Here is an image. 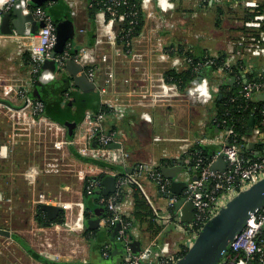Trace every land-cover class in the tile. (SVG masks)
<instances>
[{"label": "built area", "instance_id": "obj_1", "mask_svg": "<svg viewBox=\"0 0 264 264\" xmlns=\"http://www.w3.org/2000/svg\"><path fill=\"white\" fill-rule=\"evenodd\" d=\"M14 1L15 0H0V22L2 12L10 11ZM173 1L176 0H164L163 2H161V0H141L140 8L144 13V19L146 17L148 23H151L155 39L157 37V31L166 28L168 25L165 18H158L156 11L164 16L170 14L173 10ZM225 1L226 0H198L202 5H219L223 4ZM228 1L229 9L232 13L239 12L241 15L237 23V25H239L237 26V35L234 40H231L226 45L224 50L225 58L222 65L217 69V72L220 74L221 78L226 77L230 79L229 73L231 71V66L237 61V58L243 56L264 58V10L261 9L264 0ZM24 4L21 13L23 15L31 14L37 22L41 21L44 25L39 27L34 34L30 33V25L25 27V33L22 35H6L0 33V43L8 36H16L18 38L19 44L16 53L20 55L24 53L28 54V67L31 77L29 84L32 85L33 76L38 73L42 63L49 57V53L54 47L56 39L55 23L40 5H34L30 0H24ZM68 4H70V2ZM96 4H100V7L94 15L95 23L99 26L102 24L101 26H104V35L108 36L112 43L117 45V37L119 36L123 39L131 30V27L125 30V28L123 29L121 26L127 13L121 12L120 9L128 4V0H100L96 2ZM142 32L143 30L139 36H142ZM135 39L136 38H126L124 43L119 44L120 47L116 46V54L121 55L122 52L123 55H128V47L133 45ZM157 47L158 49H156V52L158 53V61L164 63L165 68L154 74L155 77L151 78L147 94L142 95V92H130L128 96H125L126 99L124 100L118 98L103 100V104L111 110L110 115L114 118L119 119L125 116L134 106L168 104L175 98H179L181 96L180 90L175 83L165 80L164 70L173 68L180 71L188 66H193L195 71H200L204 66L214 64L213 57H216L215 55H211L212 58L210 57L206 60L198 61L196 64H192V60L189 57H182L177 54L170 55L169 50H164L161 43H158ZM69 48L70 44H68L63 53L55 56L54 60L57 70L64 67L66 59L73 57L82 65L87 78L94 83L95 68L93 66L96 59L93 51L85 48L77 52L74 56H71L69 54ZM102 60L106 61V57L103 56ZM254 77L256 79L252 80H247L242 77L239 96L245 101L251 100L258 92H264V68L258 69ZM244 79L245 82H243ZM112 80L113 74L110 73L106 79V83H110ZM209 87L210 90L215 93L218 91L219 83L214 82ZM98 91L101 95L104 94L106 92L105 86L99 87ZM27 92V88L19 90L16 100H19L20 103L23 104V109L29 110L34 117L46 119V117L40 115L43 109L42 102L30 99ZM9 101L12 103L11 100ZM8 109L11 110L10 108ZM262 112L264 113V109ZM106 117L107 114L103 111H87L77 133L72 139L66 140L65 143L71 144L82 156L108 164L125 166L129 154L120 148L115 149L109 147L111 143H114L117 132L115 130H103V122ZM209 121L210 117L207 121H203V124L206 125ZM216 122L215 119L211 120V123ZM57 125L58 124H56V126ZM58 127L61 126L58 125ZM220 132L221 133L218 132L219 134L215 135L213 138L205 137L198 140V142L202 144H218L220 148L213 155L211 161L205 166H201V158L197 159L196 167L199 168V172L196 178H191L188 169H185V164L183 171L177 175L179 180L187 184L181 196L185 198V201L189 200L193 206V219L188 224L191 228H193L194 225L204 224L224 206L232 196L237 194L238 191L248 188L258 180L264 178V156H259L257 158H245L241 156V143L236 142L234 138L235 134L232 133L231 129L226 128ZM231 136L233 140H230ZM240 140L245 144L249 142H253L254 144L264 143V134L260 131V128L254 124L251 133L247 134V136H241ZM92 142H96L97 145L92 146ZM220 155L226 162L225 169H211L210 165ZM179 159L180 156L175 157L173 163L171 165L168 164V166L179 164L181 162ZM136 167L139 173L144 172L148 175L151 181L157 186L158 191L163 194L169 193L171 180L164 177L162 174V167H159L158 160L149 158L139 162ZM101 172L105 176L110 175L115 177V191L100 197V203L104 204L106 210L110 213L108 216L102 217V226L107 225L114 228L116 224L120 225V228L116 232L115 239L124 244V255L118 264H173L181 257L179 254L180 251H174L169 245L162 246L159 251H154L151 246L146 245L140 248L138 252L132 253L130 248V234L127 232L130 222L127 218H129L132 211L133 197L131 184L135 183V181L131 174H118V172L111 169H104L101 170ZM99 182L100 181L97 180L96 177H88L85 184L86 190L90 192L98 186ZM122 194L123 200L119 201L118 198H121ZM176 199L175 196L170 198V206H172ZM124 204L130 207V212L126 213L122 210V205ZM176 213L178 214L176 222L179 225L181 223V210L179 209ZM68 225L71 231L77 232L81 229L79 225ZM263 227L264 205L248 220L244 229L229 245L228 252L224 257L227 260L226 264H247L249 258L253 255H257L261 264H264V237L262 239L260 238ZM196 233L197 232L193 230L190 234L192 237H195ZM102 255L105 257L108 255V245L104 246Z\"/></svg>", "mask_w": 264, "mask_h": 264}, {"label": "crops", "instance_id": "obj_2", "mask_svg": "<svg viewBox=\"0 0 264 264\" xmlns=\"http://www.w3.org/2000/svg\"><path fill=\"white\" fill-rule=\"evenodd\" d=\"M69 2L70 4H68ZM41 4H45L47 9L52 10L54 14L56 12L59 16H62V20L66 18L72 19L75 27V35L70 42V49L74 52V55L85 48L93 51L96 59L93 66L95 68L94 83L96 88L93 92H91L92 95L88 96L89 99L95 95L98 103L101 104H103L104 99L113 100L118 98L124 100L126 99L125 96H128V93H136L144 90L148 75L153 76L165 68V64L158 61V53L156 52L157 44H163V40L157 37L156 39L154 38V31H152L151 23L146 24L144 26L142 36L135 39L133 43L135 49L132 53H129L128 55H117L115 48L116 46L120 47V45L112 43L108 36H105L104 34H102V37L99 36L98 32L100 26L95 23L94 17L89 15V12L87 11V0H44ZM208 7L213 6L209 5ZM224 11L228 12L229 15L232 16V11L229 8L224 7ZM235 13H237L236 17L238 19L241 13ZM238 21L239 20H236V23L231 25L232 29H228L229 32L227 34L225 33L227 40H225L222 48L213 50L211 53L210 50L198 49L199 53L204 52L209 53L210 55H216L218 50L224 51L228 42L234 40L237 35V26H239L237 25ZM8 37H13L19 44V40L16 36ZM142 41L146 44L145 50H141L144 53H138L136 52L138 45L136 43H140ZM141 47L144 48V45ZM16 52V43H14L13 40L4 38L0 44V74H4L2 72L5 70L7 72H11V74H13L15 69L22 71L28 70L27 66L29 63L25 61L26 58L23 54L20 55ZM103 56L106 57V61L102 60ZM240 58L243 61V71H241V77L246 78L249 74L255 75V72H257L258 69L264 68V58H254L251 56H243ZM42 70L41 76L43 77L58 78L60 76V72H58L59 70H56L55 72H50L44 69ZM110 73L113 74V80L110 83H106V79ZM5 75V78L0 77V79H2L1 81H8L9 74L5 73ZM212 75L213 77H221L218 72H215ZM19 79L22 81L24 78L20 76ZM195 83L204 84V86H199V90H196L194 88ZM211 84L212 82H209L206 76L199 74L193 82L188 84L181 91V96L179 98H175L170 103L151 106H134V108L132 107V109H130L125 116L116 119L112 115H107L105 121L103 122L104 131L115 130L117 132V136L114 141V143L119 145L117 148L125 150L129 154L125 166L120 165V167L126 170L124 174H131L133 176V180L139 188L141 195L154 211V218L152 221L144 220L142 222L134 223L130 230L133 238L140 242V248L149 245L154 251H159L162 246L169 245L174 249V251L181 252L185 247H189L194 238L184 227V225H187L188 222L181 221L178 225L175 220H172L173 214L176 213V211L173 206H170V198L167 196L170 193V190L168 194H163L158 191L157 186L153 181H151L148 175L144 172L139 173L136 166L139 162L149 158H153L158 161L160 159L173 160L175 157L181 156L182 153H184L199 139L205 137L213 138L215 135L221 133L219 132L215 135H210V131L208 132L206 125L203 124V121H207L211 114L212 97L215 94L210 90L209 86ZM102 86H105L106 92L101 95L98 88ZM31 89L32 86L30 90ZM73 91L77 96L79 95L80 98L84 97L82 95L84 92H82L79 88L75 87ZM260 93L263 92H258L255 95L257 96V94ZM14 105L17 106V109L10 108V111L18 114L24 110L22 103ZM89 110L90 109H86V111H84V117L86 112ZM54 123L60 125L57 122ZM74 123L76 126L71 135L68 133L66 125L65 127L60 125L66 130L65 137L67 140L72 139L79 130L81 122L79 124L76 122ZM215 132H217V129H215ZM71 136L72 138L68 139V137ZM247 144L248 143H246L247 150H251L254 154L258 153L253 150L255 146L253 148H249L247 147ZM213 145L216 146L217 150L220 148L218 144ZM83 163L85 166L81 169L82 175L84 176L83 181H85L88 177H98V175L102 173L101 170H108V168L94 163ZM177 180L179 179L177 178ZM82 184L81 201L79 202L76 212L69 215L66 209L63 206L61 207L63 208L62 212L64 213L65 209V212L67 213L66 217L68 219H66V223L74 226L79 225L84 231L87 226L85 224L86 217L84 216L82 190L86 183L84 182ZM100 189L96 192L102 197L104 195L100 193ZM183 190L181 191V194ZM173 196L177 199L180 197L175 194H173ZM95 204L103 207L105 210L104 204L100 203V198L97 202H91L90 206ZM170 207L173 208V214H171L169 210ZM122 210L126 213L131 211L130 207L125 204L122 205ZM175 215L177 219L178 214L176 213ZM191 216L190 211L188 212L186 209L184 217L190 218ZM95 217L96 216L93 210H91L88 218ZM102 225L101 217L99 219V228L102 227ZM108 252L110 253L109 256L107 258L103 257L102 260L111 259L107 264H118L124 255V244L119 246L110 240L108 244ZM89 255L88 261L94 263L96 254L89 250Z\"/></svg>", "mask_w": 264, "mask_h": 264}, {"label": "rangeland", "instance_id": "obj_3", "mask_svg": "<svg viewBox=\"0 0 264 264\" xmlns=\"http://www.w3.org/2000/svg\"><path fill=\"white\" fill-rule=\"evenodd\" d=\"M172 9L166 16L156 11L158 18L163 17L168 23L156 34L163 40L164 50L180 45L184 50L192 47L197 53L198 49L210 50L211 53L222 48L227 40L225 33L239 19L237 13L233 12L231 16L223 11L220 25L216 26L214 6L202 5L198 0L173 1ZM144 22V25L148 24L146 17ZM136 44L139 45L136 52L145 50L144 41ZM134 49V45H130L127 54ZM27 69H15L13 74L5 70L0 74L1 78L6 77L5 73L9 74L8 81L0 79V97L11 100L13 104L20 103L16 100L19 90L27 88L29 91L31 88L28 66ZM20 76L24 78L22 81ZM152 77L155 75H148L145 88L140 91L142 95L148 93ZM51 79L40 76L38 86L49 84ZM199 86L204 84H194L196 90ZM7 108L0 104V264H49L30 256L12 238L13 234L23 238L46 260L87 261L90 255L83 230L71 231L66 223L67 213L70 215L78 208L82 183L85 182L81 172L84 163L73 155L79 153L71 144L65 143L66 130L63 127L56 126L47 118L34 117L27 109L17 114ZM43 203L63 206L67 211L64 209L63 222L42 223L39 217L41 219L44 215L39 205ZM109 260L96 257L94 263L107 264Z\"/></svg>", "mask_w": 264, "mask_h": 264}, {"label": "trees", "instance_id": "obj_4", "mask_svg": "<svg viewBox=\"0 0 264 264\" xmlns=\"http://www.w3.org/2000/svg\"><path fill=\"white\" fill-rule=\"evenodd\" d=\"M100 0H87V11L89 15L94 17L95 12L99 9L100 4H96ZM91 4V5H89ZM141 0H128V4L123 6L120 11L126 12V17L124 22L121 24L123 29L131 27L128 35L123 39H118L116 43L122 44L125 42L126 38H137L143 27H144V13L140 8ZM40 6L47 12L48 15L52 18L53 22L56 24L57 21L62 20V16H59L55 11V14L52 10L47 9L45 4H40ZM205 6H209L205 4ZM214 6L216 9V18L215 25H220V15L223 14L224 7L229 8V1L226 0L223 4L219 5H210ZM261 9L264 10V4L261 5ZM172 44V43H171ZM170 55H180L182 57H189L192 60V64H196L198 61L206 60L207 58H212L209 53H197L194 52L192 47H189L187 50H184L182 46L174 47L168 49ZM69 54L72 56L74 52L69 48ZM25 61L28 63V54L24 53ZM214 58V64H209L204 66L200 71H195L193 66H188L180 71H177L173 68L164 70L165 80L168 82H173L177 85L180 92L193 80L197 75L202 74L206 76L209 82H218L219 88L218 91L212 97V108L210 114V121L206 124V128L208 132L210 131V135H215L216 133L230 128L232 133L235 134L234 138L237 143H241L240 155L247 158H257L259 156H264V143L255 144L254 151H257V154H254L251 150L246 149V144L240 140L241 136H247V128H248V120L251 116L254 118V124H256L260 131L264 134V113L262 110L264 109V100H261L256 97V95L249 101H245L241 96H239L240 86L242 83L241 71H243V61L241 58H237V61L231 66V71L229 73L230 77H234L235 80L233 83L229 82V79L226 77H213V73L217 72V69L222 65L225 52L223 50H218ZM43 70L40 68L37 74L33 76L32 89L27 92V95L32 100H37L42 102L43 109L40 115L51 119L54 122L59 123L61 126L65 127V122H76L79 124L82 122L84 117V111L86 109H90L93 112L103 111L105 114L110 115L111 110L107 108L104 104L98 103L96 96L88 98L92 93H82L84 96L80 98V96L76 95L73 91L75 86L71 83V78L69 75L65 74L62 69H59L60 76L57 78L51 79L50 83L39 87L38 81L41 76V72ZM55 79V80H54ZM247 80L256 79L254 75H247ZM35 90V91H34ZM39 95H38V94ZM220 95V96H219ZM215 119L216 123H211V120ZM224 121V122H223ZM217 129V132H215ZM72 138L71 137H68ZM230 140H233L231 136ZM219 150V149H218ZM216 146L213 144H202L198 141L193 143L184 153L181 154L179 161H183L185 164V169H188V173L191 178L196 177L199 168L196 167V161L198 158H201V166L207 165L213 155L218 151ZM75 158L79 161L86 163H94L99 166L111 169L113 171L118 172V174H124L126 170L120 165L108 164L99 160H95L89 157L81 156L80 154H74ZM173 160L169 159H160L159 167L172 164ZM105 175L103 173L99 174L97 180H99V184L96 188L88 192L86 187L82 190V199L84 202V216L88 219V216L91 213V210L96 208L98 205L90 206L91 202L98 201L101 197L96 191L101 188V180ZM85 179V183L86 180ZM132 187V197H133V209L130 213L128 221L130 222L129 227L127 228V232L131 235L130 230L133 227L134 223L142 222L144 220L152 221L154 218V211L151 209L145 198L141 195V192L135 183L131 184ZM119 201L123 200V194L121 198H118ZM41 205V204H40ZM39 205L40 212L43 213V218L41 220L42 223H62L63 222V212H61L54 220H48L46 213L41 209ZM170 212L173 214V208L170 207ZM110 213L104 210L102 217L108 216ZM176 213L173 214L172 220H176ZM190 222H188L189 224ZM184 225L186 231L190 234L193 230L198 231L203 224L194 225L193 228ZM113 228L110 226H102L98 229L91 230L88 227H85L83 231V235L86 239L88 248L91 252L96 254V257L101 259L107 258L102 255V250L104 246L108 245L110 242V235L112 233ZM264 237V227L261 233V239ZM12 238L16 240L24 250L32 256L34 259L38 261L48 262L49 264H94L91 261L85 262H52L44 259L42 256L37 254L34 250L30 248V246L21 238L19 235H12ZM188 247H185L179 254L182 256ZM250 264H261V261L257 255H253L249 258ZM101 263V262H100ZM99 263V264H100ZM227 260L223 258L219 264H226Z\"/></svg>", "mask_w": 264, "mask_h": 264}, {"label": "water", "instance_id": "obj_5", "mask_svg": "<svg viewBox=\"0 0 264 264\" xmlns=\"http://www.w3.org/2000/svg\"><path fill=\"white\" fill-rule=\"evenodd\" d=\"M44 0H30L34 5H40ZM24 0H15L10 11L2 12L0 22V33L6 35H22L25 33V27L30 25V33L34 34L39 27H42L43 22H37L31 14L23 15L21 13L24 7ZM55 44L49 53V57L42 63V69L55 72L57 70L55 56L63 53L68 44L75 35V27L72 19L66 18L57 21L55 24ZM62 70L65 74L71 76L72 83L84 93L93 92L96 88L95 84L90 81L83 71V67L73 57L65 60ZM234 77L229 79L232 83ZM245 82V79L243 80ZM220 96V95H219ZM257 98L264 100V92L257 94ZM0 104L11 109H17V106L12 104L6 98L0 97ZM20 108V107H19ZM68 133L71 135L76 124L74 122H65ZM254 126V118L251 116L248 120L247 134H250ZM263 143V142H261ZM92 146H96V142H92ZM255 144L249 142L247 147L253 148ZM110 148H117V143H111ZM226 162L220 155L210 165L211 169H225ZM184 169V162L181 161L177 165L164 166L161 168L163 175L171 180L169 186L170 193L167 195L172 198L173 194L180 196L173 202L172 206L177 212L181 210V221L189 222L193 219V206L189 200L181 196V191L186 187V182L177 180V175ZM196 177H193L195 179ZM102 188L100 193L104 196L115 191V177L104 176L101 180ZM184 204V205H183ZM264 205V178L258 180L248 188L238 191L232 196L224 206H222L212 217H210L197 231L187 251L178 258L173 264H219L228 252L229 245L233 239L244 229L248 220L257 213ZM41 209L46 213L48 220H54L63 210L59 205L43 203ZM190 211V218H185V210ZM95 218L85 220L86 226L91 229L99 228V219L102 217L104 208L96 206L93 209ZM48 224V223H46ZM120 228L116 224L110 235V240L115 244L122 246L121 241H116L115 236ZM130 248L132 253L140 250V242L135 240L132 235ZM247 264H250L248 262Z\"/></svg>", "mask_w": 264, "mask_h": 264}, {"label": "bare ground", "instance_id": "obj_6", "mask_svg": "<svg viewBox=\"0 0 264 264\" xmlns=\"http://www.w3.org/2000/svg\"><path fill=\"white\" fill-rule=\"evenodd\" d=\"M164 0H161V2H163ZM102 24H100V27H99V36L102 37V34H104V26H101ZM6 39H10V40H13L14 43L17 44V41L16 39H14L13 37H5ZM4 40V39H3ZM2 42V41H1ZM1 44V43H0ZM156 45V44H155ZM156 49H158V47L156 46Z\"/></svg>", "mask_w": 264, "mask_h": 264}]
</instances>
